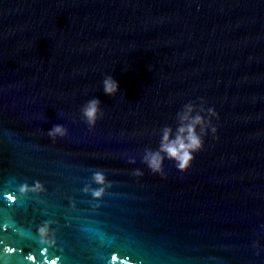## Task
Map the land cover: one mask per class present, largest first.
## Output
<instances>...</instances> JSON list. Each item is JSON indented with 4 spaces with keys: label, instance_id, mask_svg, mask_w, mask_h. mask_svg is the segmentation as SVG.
Instances as JSON below:
<instances>
[{
    "label": "water",
    "instance_id": "obj_1",
    "mask_svg": "<svg viewBox=\"0 0 264 264\" xmlns=\"http://www.w3.org/2000/svg\"><path fill=\"white\" fill-rule=\"evenodd\" d=\"M197 97L216 138L187 171L151 173L145 148ZM261 225L264 0H0V264H264Z\"/></svg>",
    "mask_w": 264,
    "mask_h": 264
},
{
    "label": "clouds",
    "instance_id": "obj_2",
    "mask_svg": "<svg viewBox=\"0 0 264 264\" xmlns=\"http://www.w3.org/2000/svg\"><path fill=\"white\" fill-rule=\"evenodd\" d=\"M101 86L103 92L109 96H114L118 91V82L111 75H104ZM196 101H189L178 110L175 129L170 125L162 126L156 148H145L141 163L151 173L163 177L165 160L172 162L178 171H187L191 166L195 153L203 149L205 137L211 134L214 139L216 138L217 128L213 120L219 118L218 113L213 106H206V102L202 97H197ZM79 113L82 121L91 130L95 127L97 120L103 116L100 99L93 96L86 100L80 106ZM67 134L68 129L61 123L53 124L46 131V135L52 141L66 137ZM128 162L131 164L136 163L135 158H129ZM132 175L140 177L143 172L141 169L136 168L133 169ZM91 179L97 187L85 186L83 191L90 193L93 198L99 199L111 187V181L107 179L102 170L94 171ZM27 190L42 191L43 186L39 181H34L31 188L27 184L20 186L22 193ZM261 228H264V225H261ZM47 231V223L38 228L41 237H44ZM253 247H259L258 241L253 242ZM7 250L11 251V249Z\"/></svg>",
    "mask_w": 264,
    "mask_h": 264
},
{
    "label": "snow or ice",
    "instance_id": "obj_3",
    "mask_svg": "<svg viewBox=\"0 0 264 264\" xmlns=\"http://www.w3.org/2000/svg\"><path fill=\"white\" fill-rule=\"evenodd\" d=\"M9 199H11V197H9Z\"/></svg>",
    "mask_w": 264,
    "mask_h": 264
}]
</instances>
